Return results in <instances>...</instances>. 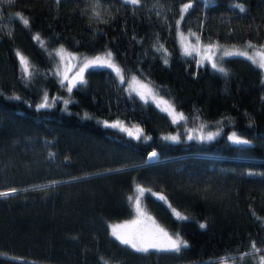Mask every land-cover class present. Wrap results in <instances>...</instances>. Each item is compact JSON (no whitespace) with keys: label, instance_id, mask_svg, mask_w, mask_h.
I'll return each instance as SVG.
<instances>
[{"label":"trees","instance_id":"1","mask_svg":"<svg viewBox=\"0 0 264 264\" xmlns=\"http://www.w3.org/2000/svg\"><path fill=\"white\" fill-rule=\"evenodd\" d=\"M189 31L221 51L264 47V0H0V192L16 190L0 196V264H260L264 68L237 54L218 55V68L200 62L180 45ZM57 46L109 51L183 118L128 91L106 65L86 67L67 91ZM53 94L66 102L40 108ZM198 125L217 134L186 138ZM232 132L250 143H233ZM151 150L159 160L146 162ZM137 186L143 207L187 247L143 253L110 234V222L132 217Z\"/></svg>","mask_w":264,"mask_h":264},{"label":"rangeland","instance_id":"2","mask_svg":"<svg viewBox=\"0 0 264 264\" xmlns=\"http://www.w3.org/2000/svg\"><path fill=\"white\" fill-rule=\"evenodd\" d=\"M180 45L185 51L186 49L188 51H191L192 54H194L197 59H199L200 62L207 61L210 62L209 64L212 66L213 64L216 65L218 68V62L216 60V57L218 55L225 54L226 52L241 55L245 58L250 59L251 61L259 64V62L262 59L261 53H264V47H254V46H231L221 51L220 46H218L215 43H206L203 42L197 33L189 31V32H183L179 33L178 35ZM196 49V50H193ZM53 55L56 59V73L60 78L61 83L65 86L67 91H69V87L72 88V86L77 83L81 77L82 72L86 68L85 65L88 62H93L89 66L93 65H106V61H108V53L109 51H103L99 52L94 55H85L78 52H72L62 46H57L53 49ZM242 53V54H241ZM22 55H20L21 57ZM24 57V56H23ZM25 58V57H24ZM99 58V60H97ZM26 59V58H25ZM21 61V60H20ZM111 64H113L115 67H111L114 72L117 74L120 81H122L126 87V89L138 97H140L142 100L151 101L156 106H158L163 111H166L169 116L174 121H180L181 118V111L177 110L174 105L171 103V101L166 98L165 96L161 95L159 91L147 80L139 77L136 74H125L123 69L115 62V60L112 57L110 58ZM87 66V67H89ZM116 68L120 69V73L118 74L116 71ZM62 99V102H66V98L58 95L53 94L51 96L47 97V101L50 104L53 103L54 100ZM45 98L38 104L44 103ZM103 125L108 126L115 123H119L120 127H113L117 130L124 132L126 135H129L128 131H123L122 128H127L129 131L135 133L136 129L139 128L134 123H126L121 120H102ZM140 129V128H139ZM216 131L206 129L203 126H196L192 128H185V136L186 138H193V139H206L210 136L213 137L216 135ZM233 132L230 134V137L232 136ZM135 137V135H130ZM143 132L141 133L140 137H143ZM171 137H177L176 135H173ZM155 152L157 154V151L151 150L147 154V162L157 161L159 158L157 155L155 157H152V153ZM145 160V161H146ZM138 189H143L141 186H137L134 192V195L131 200L133 215L130 218L127 219H121L117 221H112L109 223V231L112 236V229L113 226H123L128 225L130 228H125L123 231H128L131 229H136L145 233H155L157 231V228L163 229L166 231L169 235L175 237L176 235H173L169 233L165 228H163L158 222L155 221L154 217L143 207L141 203V193L138 191ZM139 199L140 206L139 211L136 207V200ZM136 222V223H133ZM115 237V236H114ZM116 238V237H115ZM117 239V238H116ZM261 257H264V255H260V264H261ZM217 264H230L228 261L221 260Z\"/></svg>","mask_w":264,"mask_h":264},{"label":"snow or ice","instance_id":"3","mask_svg":"<svg viewBox=\"0 0 264 264\" xmlns=\"http://www.w3.org/2000/svg\"><path fill=\"white\" fill-rule=\"evenodd\" d=\"M129 3L131 4H139L140 0H128ZM192 5L186 4L184 6L183 11H187L188 8H190ZM241 7V10H243L242 6H238ZM98 15V13H97ZM20 19L22 20L24 25H28L29 21L28 19L24 18V17H20ZM37 39H39V37H37ZM196 50V49H193ZM187 55H191L192 52L188 51L187 49L185 50ZM242 54V53H241ZM225 55H232V53L226 52ZM262 59L259 62V67L260 68H264V53H261ZM108 61H106V63L108 64L109 67H115L113 64H111L110 62V58H111V53H108ZM21 60V64H22V68L23 71L25 73L26 76H30L31 72L29 70V65H28V61L21 56L20 57ZM97 60H99V58H97ZM91 63L93 62H88L86 63L85 67L89 66ZM214 68L216 67L215 64L212 65ZM117 73H120V69L116 68ZM219 71L224 72L225 69L220 68ZM81 83H83V78L81 77L80 80ZM69 91H71V87H69L68 89ZM49 103L47 101V97H45L44 103L40 104L39 107L40 108H46L49 107ZM181 118H183V116L181 115ZM110 127H120L119 123H115L112 125H108ZM123 131H128L129 135H135L136 139H140V135L142 133V130L137 128L136 132L133 133L131 131H129L127 128H122ZM210 139L212 138L211 136L209 137ZM170 139L175 140L176 137H170ZM230 139L233 141V143L236 144H249L250 141L242 139L241 137L237 136L236 133H233L232 136L230 137ZM152 157H155L157 154L155 152H153ZM16 190L12 189L10 192H0V196H9L12 193H14ZM138 191L143 194V189H138ZM161 199H164L163 197H161ZM136 207L137 210L139 211V206H140V201L139 199L136 200ZM177 216L180 219H187V217L181 216L179 213H177ZM136 223V222H133ZM201 227H205V225H201ZM125 228H130V226L128 225H123V226H113L112 229V234L122 243L125 245L130 246L131 248L135 249L138 252H143V253H147L150 250H158V251H171V252H180L182 247H187V241L181 239L179 237V235L177 234L175 237L169 235L166 231H164L163 229L157 228V231L155 233H145L136 229H131L128 231H123V229ZM252 248L254 251H259V249H256L255 244L252 245ZM244 255H249L248 253H245ZM241 260H243V256L240 257ZM261 264H264V257H261Z\"/></svg>","mask_w":264,"mask_h":264},{"label":"water","instance_id":"4","mask_svg":"<svg viewBox=\"0 0 264 264\" xmlns=\"http://www.w3.org/2000/svg\"><path fill=\"white\" fill-rule=\"evenodd\" d=\"M146 162H147V160H146Z\"/></svg>","mask_w":264,"mask_h":264}]
</instances>
